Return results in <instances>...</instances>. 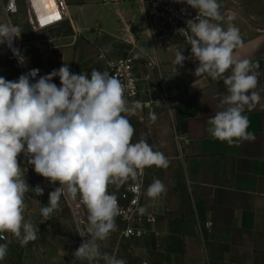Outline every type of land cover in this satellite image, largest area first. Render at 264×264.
Here are the masks:
<instances>
[{"label":"crops","instance_id":"1","mask_svg":"<svg viewBox=\"0 0 264 264\" xmlns=\"http://www.w3.org/2000/svg\"><path fill=\"white\" fill-rule=\"evenodd\" d=\"M241 1L247 9V0ZM67 2L69 20L26 41L27 52L38 56L36 62L47 74L64 63L75 73L108 72L102 53L110 57L133 52L144 64L157 65L143 67L141 108L129 116L135 129L133 143L143 135L169 161L167 168L147 167L148 234L123 238L142 257L141 264H264V24L257 16L241 17L237 24L241 33L252 31L235 55L259 65L255 91L261 100L245 109L254 139L229 145L209 132V119L227 94L223 78L195 75L198 62L191 58L176 65L177 50L190 57V46L150 32L141 0ZM53 82L59 85V78ZM154 92L161 96L153 97ZM150 113L157 117L154 122ZM154 179L161 180L167 191L152 201L146 190ZM125 185L118 190L110 186L109 191L118 198Z\"/></svg>","mask_w":264,"mask_h":264},{"label":"clouds","instance_id":"2","mask_svg":"<svg viewBox=\"0 0 264 264\" xmlns=\"http://www.w3.org/2000/svg\"><path fill=\"white\" fill-rule=\"evenodd\" d=\"M186 3L198 10L199 16L177 30L190 46L191 56L177 50L175 63L183 66L191 58L198 62L195 75L223 78L227 94L220 100V110L209 119L212 138L229 145L252 140L245 109L261 100L255 91L259 65L235 55L243 40L233 23L235 17L225 16L218 0ZM20 34L17 27L0 23V45L6 44L23 65L26 57L13 47ZM229 71L231 74L225 75ZM57 77L59 85L53 82ZM139 108L141 102L130 104L124 85L107 71L75 73L64 63L42 76L39 69H31L17 80L0 76V233H10L22 246L38 239L39 229L25 218V195L42 196L44 189L31 187L24 178L23 155L37 175L58 185L40 209L44 221L61 210L62 198L78 199L87 210V231L77 229L86 239L73 253L75 259L88 264H127L123 258L102 252L98 243L117 231L116 218L122 211L109 187L118 190L129 181H138L147 167L169 165L147 139L133 143L135 129L129 116ZM156 118L150 113L153 122ZM166 191V185L154 179L146 195L154 201ZM147 208L145 205L137 211L143 215ZM7 254V244H0V261Z\"/></svg>","mask_w":264,"mask_h":264},{"label":"built area","instance_id":"3","mask_svg":"<svg viewBox=\"0 0 264 264\" xmlns=\"http://www.w3.org/2000/svg\"><path fill=\"white\" fill-rule=\"evenodd\" d=\"M141 2L146 14V27L150 32L156 33L159 39L175 38L183 45L188 46L186 40L177 30L185 28L188 20L198 17V10L187 5L186 0H141ZM69 18L67 0H0V23H8L15 26L20 32L21 26L24 25L33 34H40L59 28ZM22 38L21 32L20 37L14 39L13 47L18 48L26 57V63L23 65L18 64L11 50L4 44L0 45V48L7 50L6 61L16 68L19 76L29 72L31 69H39L40 76L46 75L47 73L43 67L36 62L38 56L27 52V43L23 42ZM100 58L107 60L109 74L117 77L124 85V94L130 104L138 101L142 93V85L145 82L143 77L145 64L151 69L157 66L154 62H146L144 64L135 57L133 52H125L110 57H108V54L102 53ZM173 129L177 147L182 152V139L177 134V126L174 121ZM20 161L22 166H24V178L28 182L27 178L35 176L36 173L33 167L26 163L23 155H21ZM146 178L147 168L144 169L143 175L139 177L138 181L126 183L124 190L118 197L122 211L121 215L116 218V222L122 224L121 238L142 239L148 234L147 226L150 219L148 210L143 215L137 211L139 207L145 206L144 189ZM61 202L67 208L76 232L78 228L86 232L88 227L87 210L79 203V200L65 201L62 198ZM211 225L210 222L206 223L207 228H210ZM78 237L81 243L86 239L80 235ZM0 238L5 240L6 236L1 234Z\"/></svg>","mask_w":264,"mask_h":264},{"label":"rangeland","instance_id":"4","mask_svg":"<svg viewBox=\"0 0 264 264\" xmlns=\"http://www.w3.org/2000/svg\"><path fill=\"white\" fill-rule=\"evenodd\" d=\"M218 2L221 4V12L225 16L231 15L235 17L233 23L238 29V21L241 20V17L246 16H248V19L254 18L253 20H256L257 16L259 24H264V0H247V9H245V4L241 0L226 2L218 0ZM21 32L25 43L28 40L41 38V36L33 34L24 25L21 26ZM239 32L242 39H244L247 33L252 31L250 29L245 30L243 34L239 29ZM6 53L7 50L0 48V76L7 80H17L19 73L13 65L6 61ZM180 92L179 88V97L182 95ZM146 94L148 95V92ZM159 96L161 94L154 92L153 97L157 98ZM141 138H143V135L139 134V138L136 141ZM27 179L31 187L34 188L40 185L44 189L42 196H35L31 192L25 195V203L28 206L25 218L30 219L39 229L38 239L22 246L10 233H4L6 239L2 241L8 246V254L0 264H88L86 260H77L73 255L81 242L64 204L60 201L61 210L55 212L47 221H44L40 214V209L48 203L49 193L57 185L50 184L49 181L37 174ZM116 223L118 226L117 231L111 233L108 239L98 241L101 251L115 255L117 258H123L127 264H141L142 257L136 255L130 243L125 242L126 240L120 236L122 224Z\"/></svg>","mask_w":264,"mask_h":264}]
</instances>
